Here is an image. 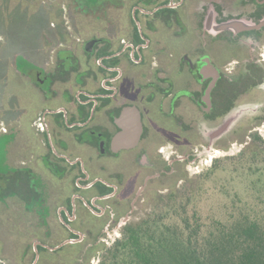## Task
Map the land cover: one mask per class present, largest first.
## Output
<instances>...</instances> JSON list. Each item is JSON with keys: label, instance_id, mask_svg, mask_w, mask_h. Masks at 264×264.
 I'll return each instance as SVG.
<instances>
[{"label": "flooded vegetation", "instance_id": "obj_1", "mask_svg": "<svg viewBox=\"0 0 264 264\" xmlns=\"http://www.w3.org/2000/svg\"><path fill=\"white\" fill-rule=\"evenodd\" d=\"M46 3L7 67L28 98L0 118V264H89L138 205L181 181L199 117L264 81L253 52L264 25L218 28L259 23L264 0ZM127 107L140 132L117 147Z\"/></svg>", "mask_w": 264, "mask_h": 264}, {"label": "rangeland", "instance_id": "obj_2", "mask_svg": "<svg viewBox=\"0 0 264 264\" xmlns=\"http://www.w3.org/2000/svg\"><path fill=\"white\" fill-rule=\"evenodd\" d=\"M47 1L0 0V118L3 114L15 113L16 105L28 98V92L13 82L12 73L7 67L10 59L15 57L16 45L32 42L34 25L42 21L39 16L40 7L35 6L39 2L46 6ZM253 52L257 62L264 65V37L261 43L255 44ZM234 65L231 61L227 67L231 69ZM228 118L232 120L226 130L211 137ZM198 128L202 138L201 146L193 147V155L188 158L189 161L184 162L183 167V174L194 179L191 184L194 189L191 206L204 219L223 216L233 207V199L256 210L264 209V161L261 158L251 161L246 156L239 158L243 145L249 141L250 133L256 132L264 141V81L241 94L230 111L214 121L206 122L199 117ZM6 140L7 136L0 134V171L3 170L1 149ZM214 163L216 168L213 173L203 180L202 176ZM181 184L177 182L176 187ZM155 206L154 201L138 205L132 220L150 214ZM112 237H119V231L113 233ZM106 245L110 246L111 242ZM103 253V248L97 250L89 264H98Z\"/></svg>", "mask_w": 264, "mask_h": 264}, {"label": "trees", "instance_id": "obj_3", "mask_svg": "<svg viewBox=\"0 0 264 264\" xmlns=\"http://www.w3.org/2000/svg\"><path fill=\"white\" fill-rule=\"evenodd\" d=\"M248 137L239 158L264 161V141L256 132ZM181 178L183 184L153 198L150 214L123 226L121 238L103 248L98 264H264V209L233 199L223 216L204 219L191 206L194 179Z\"/></svg>", "mask_w": 264, "mask_h": 264}, {"label": "water", "instance_id": "obj_4", "mask_svg": "<svg viewBox=\"0 0 264 264\" xmlns=\"http://www.w3.org/2000/svg\"><path fill=\"white\" fill-rule=\"evenodd\" d=\"M262 25H264V19H262L257 24L248 23L243 20H230L219 24L218 28H229L233 26H240L242 28H258ZM228 111H230V109ZM231 120V118L226 119L210 136L214 137L223 133L231 122ZM118 121H120V124L123 126L124 131L121 132L119 136H116V138H114L113 145H116L117 147L126 146L129 142L135 141L140 132V126L136 110L134 108L129 107L125 108L122 111ZM134 126L137 127V130L129 129L134 128Z\"/></svg>", "mask_w": 264, "mask_h": 264}]
</instances>
